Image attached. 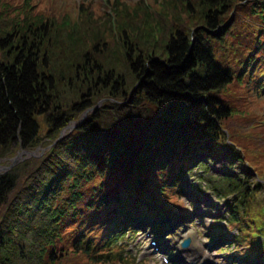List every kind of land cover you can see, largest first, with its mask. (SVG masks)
<instances>
[{
  "label": "trees",
  "instance_id": "obj_1",
  "mask_svg": "<svg viewBox=\"0 0 264 264\" xmlns=\"http://www.w3.org/2000/svg\"><path fill=\"white\" fill-rule=\"evenodd\" d=\"M39 4L0 0V160L47 147L0 174V264H123L125 231L186 212L175 200L183 172L205 165L194 154L241 158L222 93L234 39L264 0ZM203 180L234 193L229 222L255 246L261 185Z\"/></svg>",
  "mask_w": 264,
  "mask_h": 264
},
{
  "label": "rangeland",
  "instance_id": "obj_2",
  "mask_svg": "<svg viewBox=\"0 0 264 264\" xmlns=\"http://www.w3.org/2000/svg\"><path fill=\"white\" fill-rule=\"evenodd\" d=\"M36 1L40 3L39 8L47 6L54 9L57 3V11L76 7L81 2L86 4L89 2L95 9H100L107 5L108 0ZM250 18L261 26L245 25L246 32L249 34L238 33L235 37V43L230 50V64L233 67L234 76L222 93L224 103L230 109V116L223 123L224 130L228 134V142L241 150L244 161L239 162L237 158L229 159L226 155L209 158L194 154V158L205 162V169H199L195 165L190 172H183L185 175L180 188L181 199L175 200L177 206H182L183 210L189 211L188 217L175 219L171 232L169 230L160 232L159 237L150 232L149 226L141 229L142 225L137 228L136 224L134 233H125L128 239L123 243L125 242L126 245L125 252H127L128 260L123 264H129L133 260L138 264H162L158 260L157 252L154 251L159 247L174 263L179 262L177 259L181 258V261H186L187 264H206V261L202 260L206 257L213 264H249L234 257L237 251H241L244 258L253 260L252 264H256L255 261L264 264V246H246L244 250L243 245L235 239L237 228H231V225L226 227L222 223L225 219L229 222L227 203L233 200L234 194H230V200H226L228 202L224 200L219 202L209 185L201 183L198 179L201 176L210 179L215 176L222 177L225 174L244 176L247 179L253 176L249 183L253 180L260 182L262 188L258 195L262 197L264 194V29H262L264 18L253 15H250ZM97 110L94 107L87 109L74 123L82 122L90 113ZM73 125L72 123L70 126ZM70 126H67L65 130H72L73 127ZM45 133L46 127L41 124L40 135L44 136ZM46 149L47 147L43 144L33 150L19 149L12 158L0 160V174L10 169L6 167H9L14 159L18 162L13 166L27 159L39 157ZM257 209L263 213L261 216L264 221V207L259 205ZM260 225L264 228L262 224ZM186 238L190 239V243L188 247L183 248L181 243ZM152 240H155V245L150 244Z\"/></svg>",
  "mask_w": 264,
  "mask_h": 264
},
{
  "label": "water",
  "instance_id": "obj_3",
  "mask_svg": "<svg viewBox=\"0 0 264 264\" xmlns=\"http://www.w3.org/2000/svg\"><path fill=\"white\" fill-rule=\"evenodd\" d=\"M69 127V126H68ZM70 127H76V125H73V126H70ZM64 131V130H63ZM63 131H62V135L61 136H63ZM60 136V137H61ZM18 162V160L17 159H14L13 161H12V164L10 165V166H13L15 163H17ZM6 167L7 169L8 168H11V167ZM189 244V239H186L183 243H182V246L183 247H186L187 245Z\"/></svg>",
  "mask_w": 264,
  "mask_h": 264
},
{
  "label": "bare ground",
  "instance_id": "obj_4",
  "mask_svg": "<svg viewBox=\"0 0 264 264\" xmlns=\"http://www.w3.org/2000/svg\"><path fill=\"white\" fill-rule=\"evenodd\" d=\"M207 260V259H206ZM194 264V263H193Z\"/></svg>",
  "mask_w": 264,
  "mask_h": 264
}]
</instances>
